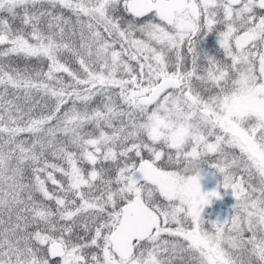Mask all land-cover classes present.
<instances>
[{"label":"snow or ice","instance_id":"6c2138e0","mask_svg":"<svg viewBox=\"0 0 264 264\" xmlns=\"http://www.w3.org/2000/svg\"><path fill=\"white\" fill-rule=\"evenodd\" d=\"M0 264H264V0H0Z\"/></svg>","mask_w":264,"mask_h":264}]
</instances>
